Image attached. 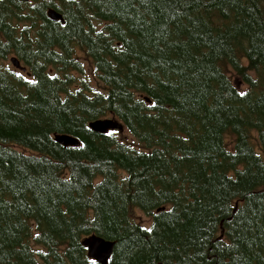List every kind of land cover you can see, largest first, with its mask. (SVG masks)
<instances>
[{
  "label": "trees",
  "instance_id": "obj_1",
  "mask_svg": "<svg viewBox=\"0 0 264 264\" xmlns=\"http://www.w3.org/2000/svg\"><path fill=\"white\" fill-rule=\"evenodd\" d=\"M113 117L138 147L89 128ZM91 235L264 264V0H0V264H98Z\"/></svg>",
  "mask_w": 264,
  "mask_h": 264
},
{
  "label": "water",
  "instance_id": "obj_2",
  "mask_svg": "<svg viewBox=\"0 0 264 264\" xmlns=\"http://www.w3.org/2000/svg\"><path fill=\"white\" fill-rule=\"evenodd\" d=\"M28 2L29 0H19ZM50 16L54 21H64L62 15L57 11H51ZM18 60L13 59L12 62L17 67H21ZM17 63V64H16ZM26 71V69H23ZM89 128L98 134L106 135L110 132L118 131L122 133L125 130L124 125L117 119L96 120L89 124ZM55 140L58 144L65 147H78L80 142L69 135H55ZM83 246L87 249L88 258L98 264H109L114 253L116 242L109 241L97 235H91L83 240Z\"/></svg>",
  "mask_w": 264,
  "mask_h": 264
},
{
  "label": "rangeland",
  "instance_id": "obj_3",
  "mask_svg": "<svg viewBox=\"0 0 264 264\" xmlns=\"http://www.w3.org/2000/svg\"><path fill=\"white\" fill-rule=\"evenodd\" d=\"M78 57L85 63L86 65V75L88 77V79L90 80V82L98 89H101V83L99 82L94 69H93V65L90 61H88L87 57L84 55V53L82 51L78 52ZM8 64L10 65V59L8 58ZM80 76V75H79ZM118 138L120 140H123L129 144H132L133 146L138 147V144L135 140V138L129 133V132H123V133H118L116 132ZM225 142L227 144V146L229 148L233 147V143H234V136L232 134H227L225 136ZM134 218L141 224L145 225V226H150L152 223V218L145 215L144 213H142L140 210H135L134 214H133ZM36 248H40L38 246L35 245Z\"/></svg>",
  "mask_w": 264,
  "mask_h": 264
},
{
  "label": "crops",
  "instance_id": "obj_4",
  "mask_svg": "<svg viewBox=\"0 0 264 264\" xmlns=\"http://www.w3.org/2000/svg\"><path fill=\"white\" fill-rule=\"evenodd\" d=\"M18 1H19V0H18ZM29 1H30V0H29ZM29 1H28V2H29ZM21 2H23V1H21ZM53 11H55V10H53ZM59 21H60V20H59ZM12 60H13V59H12ZM12 60H11V61H12ZM25 69H26V68H25ZM107 119H114V117H113V118H107ZM115 119H116V118H115ZM100 120H104V119H100ZM117 120H118V119H117ZM118 121H119V120H118ZM121 123H122V122H121ZM122 124H123V123H122ZM123 125H124V124H123ZM116 132H118V131H115V133H116ZM123 132H125V130H124ZM123 132H122V133H123ZM118 133H119V132H118ZM108 134H109V133H108ZM78 141H79V140H78ZM64 147H65V146H64ZM88 237H89V236H88Z\"/></svg>",
  "mask_w": 264,
  "mask_h": 264
}]
</instances>
